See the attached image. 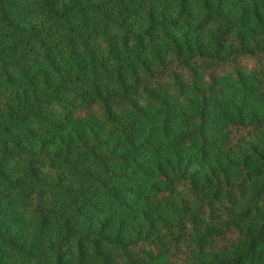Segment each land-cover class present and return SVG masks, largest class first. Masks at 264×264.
<instances>
[{"label":"trees","instance_id":"1","mask_svg":"<svg viewBox=\"0 0 264 264\" xmlns=\"http://www.w3.org/2000/svg\"><path fill=\"white\" fill-rule=\"evenodd\" d=\"M0 264H264V0H0Z\"/></svg>","mask_w":264,"mask_h":264}]
</instances>
